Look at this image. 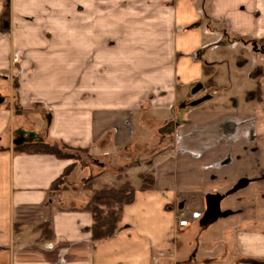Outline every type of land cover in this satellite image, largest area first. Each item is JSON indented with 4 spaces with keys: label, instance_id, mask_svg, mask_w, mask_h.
<instances>
[{
    "label": "crops",
    "instance_id": "crops-1",
    "mask_svg": "<svg viewBox=\"0 0 264 264\" xmlns=\"http://www.w3.org/2000/svg\"><path fill=\"white\" fill-rule=\"evenodd\" d=\"M198 1L0 0V22L8 3L11 18L0 72L19 83L0 93L10 99L0 108V264H264V77L218 61L206 72L214 33L186 28L201 18ZM211 4L230 34L264 45V0ZM197 84L207 97L188 103ZM31 141L87 148L117 180L123 170L136 194L112 237L93 240L90 195H52L65 168L75 164L69 184L81 165L16 151ZM142 174L153 188L140 189ZM48 219L46 241L37 228ZM204 230L205 241L185 239Z\"/></svg>",
    "mask_w": 264,
    "mask_h": 264
},
{
    "label": "rangeland",
    "instance_id": "rangeland-1",
    "mask_svg": "<svg viewBox=\"0 0 264 264\" xmlns=\"http://www.w3.org/2000/svg\"><path fill=\"white\" fill-rule=\"evenodd\" d=\"M196 8L198 10V12L201 14V18L193 21L191 23H189L186 28H195L198 26H204V27H208L210 28V30L212 31V33H214L213 35L209 34L206 36V41L207 42H211L213 49L208 50V54H211L212 56H207L206 59L208 60L205 63V68H208V72L211 73L213 71V69L215 68V65H217V61L218 63L221 64H236L237 68L239 71H241V74H245L248 70H251V75L253 77H258L259 79L261 77H264V45L259 44L258 42L255 41H251V40H245L246 38L243 36H234L232 34L229 33V29H228V25L225 22H218V21H214L211 18V0H199L198 2H196ZM36 22V21H35ZM0 28L4 31H8L11 28V18H9L8 21H4V23L2 24V19L0 22ZM84 35V34H83ZM85 36V35H84ZM84 36L81 35H76V41L82 38V41L84 39ZM62 40L66 39V41H61L63 43H67L68 40V34H61L59 36ZM87 37H90L89 35ZM210 39V40H209ZM88 41V38H87ZM115 41V39L113 37L110 36L109 38V43L110 45L113 44ZM79 42V41H77ZM205 50V53H206ZM21 53V52H20ZM216 53L217 56L213 57V54ZM20 57V58H19ZM24 57L23 54H18L15 55L13 58L15 60H19L22 59ZM17 58V59H16ZM19 58V59H18ZM221 60V61H219ZM251 60H254V62L256 61V63H253L254 66H252V63L249 62ZM257 63H262V65L260 66H256ZM218 64V65H219ZM252 66V67H251ZM65 68H61L60 73L63 75H67L69 74V67L66 65L64 66ZM19 68V67H18ZM81 70L83 69L82 67L80 68ZM226 71L228 70L227 68H225ZM206 70V69H205ZM223 72V71H222ZM59 73V74H60ZM8 77V74L6 73V71H1L0 72V93L1 92H9L10 90L12 91H18L19 90V83L17 81V77L16 78H12V82L9 83L5 80V78ZM190 90V89H189ZM261 90V88H260ZM193 91V90H192ZM194 93L191 94V90L189 93V99H188V103H194L196 101H194L195 99H199L200 102L204 101L205 98L207 97V95H205V97L201 98V94L203 92L202 90V86L197 84L196 87H194ZM258 92V91H256ZM262 92V90H261ZM250 94L255 93V91L249 92ZM260 94V93H259ZM6 101V102H5ZM194 101V102H193ZM4 102V103H2ZM12 102V101H11ZM14 108H15V113L16 116L19 117V113H21L19 111L18 105H17V99H14ZM199 102V103H200ZM0 108H5V107H10V99L7 98V100H5L4 98H2V96L0 95ZM28 124V122H27ZM34 125H36V122L33 123ZM140 132H137V136H140ZM58 148H60L63 152L67 153L69 156H74L75 160H77L78 164L83 166V165H88L87 167L84 168H79L75 171V175L74 177H72V179H68L69 184L66 178V181L64 182V184H60L58 185V183L54 186V187H59L55 193V195H59L63 196L64 194V190H69V192L71 194H73L74 192L77 191L84 194H88L91 196L92 191L90 189H99L102 187H117L119 185H121L122 183H124L125 181H128L124 176H123V170L120 169V171H118V180L116 178V176L113 174V172H116V168H112V165L107 161V160H101L100 158H98L97 156L94 155H89L88 152L84 151L83 149H78L75 147H72L70 145H66L63 142H58L57 144H55ZM105 164L106 168L103 171L104 174L102 177L100 178H96L94 177L95 174H97L98 172L101 171L102 166L99 164ZM136 168H138V165H135ZM105 176H107V178H105ZM70 186V187H69ZM82 186H83V190H82ZM71 189V190H70ZM75 190V191H74ZM89 196V198H90ZM55 198V196H54ZM56 202L59 201L61 206H65L63 203V199L62 197L56 196ZM180 218H184L183 216ZM201 230V228L199 229V231ZM198 231V230H197ZM198 231V232H199ZM197 232L196 236L191 237L190 235H187L185 237V239H190L193 240L200 235V239H202V237H204L205 234V230L201 231L200 234ZM208 233V232H207ZM203 240V239H202ZM205 241V240H203ZM196 242V240L194 241ZM209 246L205 245V247ZM204 248V246L200 245L199 250L201 251ZM196 249V248H195Z\"/></svg>",
    "mask_w": 264,
    "mask_h": 264
},
{
    "label": "trees",
    "instance_id": "trees-1",
    "mask_svg": "<svg viewBox=\"0 0 264 264\" xmlns=\"http://www.w3.org/2000/svg\"><path fill=\"white\" fill-rule=\"evenodd\" d=\"M10 18V5L7 4L5 11L2 15V24L4 21H8ZM208 72V68H205ZM257 91L261 95V90L258 87ZM255 94V93H253ZM247 93V97L251 95ZM58 142H46V141H31L25 142L15 147L16 151L29 153V154H51L61 159H72L75 162L74 156H69L67 153L63 152L55 144ZM64 143V142H63ZM65 144V143H64ZM67 145V144H66ZM83 149L91 155L90 150L87 148ZM88 165L81 166L82 168ZM75 164H70L65 168L64 173L57 178L51 187L52 195H55L57 189L54 187L57 183L58 185L64 184L67 176L74 170ZM154 186V176L153 174H142L141 175V190H149ZM92 194L85 205V209L91 213L93 218L92 224V238L94 241L103 240L112 237L117 231L119 224L122 220L123 209L126 205L131 204L135 199L136 187L131 181H125L117 187H102L99 189H90ZM41 231V238L43 240H51L54 237V232L51 227L50 220H46L38 228Z\"/></svg>",
    "mask_w": 264,
    "mask_h": 264
},
{
    "label": "built area",
    "instance_id": "built-area-1",
    "mask_svg": "<svg viewBox=\"0 0 264 264\" xmlns=\"http://www.w3.org/2000/svg\"><path fill=\"white\" fill-rule=\"evenodd\" d=\"M187 225H188L187 219L186 218H180V220H179V226L185 227Z\"/></svg>",
    "mask_w": 264,
    "mask_h": 264
},
{
    "label": "water",
    "instance_id": "water-1",
    "mask_svg": "<svg viewBox=\"0 0 264 264\" xmlns=\"http://www.w3.org/2000/svg\"><path fill=\"white\" fill-rule=\"evenodd\" d=\"M200 101L198 100V101H196V102H194L193 104H197V103H199ZM101 166H103V164H101V163H99Z\"/></svg>",
    "mask_w": 264,
    "mask_h": 264
}]
</instances>
